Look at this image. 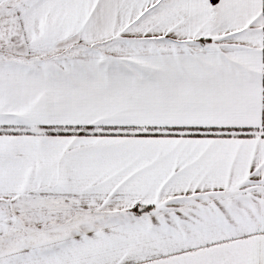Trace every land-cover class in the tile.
Segmentation results:
<instances>
[{
    "label": "snow or ice",
    "instance_id": "snow-or-ice-1",
    "mask_svg": "<svg viewBox=\"0 0 264 264\" xmlns=\"http://www.w3.org/2000/svg\"><path fill=\"white\" fill-rule=\"evenodd\" d=\"M0 264H264V0H0Z\"/></svg>",
    "mask_w": 264,
    "mask_h": 264
}]
</instances>
